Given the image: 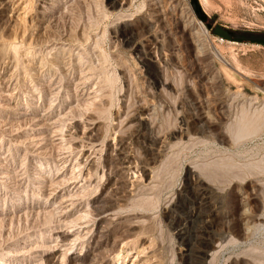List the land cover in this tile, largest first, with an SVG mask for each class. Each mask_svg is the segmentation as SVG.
<instances>
[{"label": "rangeland", "instance_id": "1", "mask_svg": "<svg viewBox=\"0 0 264 264\" xmlns=\"http://www.w3.org/2000/svg\"><path fill=\"white\" fill-rule=\"evenodd\" d=\"M77 1L80 2L78 3ZM119 1L121 0H11L9 6L4 8V5L7 4V0H0V5H2L0 6V56L4 57L3 59H0V70L2 69V71H0V146L2 148H0V252L2 253V255L0 253V264H46L44 260L42 261V263L41 261L37 262L36 260H34L37 258L33 257L30 254V248L32 246H36L34 245L36 243L37 245H39V242L43 237H45V239L46 237L53 239V229L56 224H58V213L56 212V210H50V212L47 211L45 214H43L42 211V213H40V215L38 216L36 214L34 215L32 212H30V210L39 211L40 208L52 209L53 207H55L54 205L57 206V204L54 203V205H52L51 203H44L47 200V198L45 197V191L48 187H50V184L53 183L56 177V172L60 168V161L58 160V156L61 153H63L61 157L68 155L63 147L54 144L50 139L61 138V136H63L65 144L67 146L71 143L69 146L75 147L76 144L74 141L81 138V136L79 135L81 134L79 127L81 124L84 125L86 123V120L88 119V117H90V115L98 117L100 121H102V124H104V130H106L108 135L111 136L117 129V127L114 128V124L118 122V118L116 117L117 110L119 108H123L125 102L134 104V101L135 103H140L143 101L142 103L150 104L148 105V107L150 108L149 111L151 118L155 121L156 124L155 129L156 131H160L165 142H167L168 145L167 151H165L166 155L164 156L162 162L158 163L155 166L156 169H154L155 172L153 174V180L150 183H141L138 190V192L141 191V193H137L135 201L133 202L135 204H133V206L130 208L131 211H136L139 209L140 211L143 210L144 212L148 209V212H145L147 216L143 218V223H141L140 225V227L142 228L139 229V232H142V234L144 232L143 235L145 236V238H147L146 245L149 243L152 245V248H154V250L152 249V253L154 254L150 253L151 255H147V257L145 256L147 258L146 261H142L139 264H151L153 260L155 261L153 262L155 264H160L161 261V264H208L207 262L209 260V256L206 253H209L213 246H210V243L208 244L205 239L201 240V238L199 237V231L204 228L203 222L198 215L197 209L200 196L196 192L192 191L193 189H191L190 186V179L194 177L193 171H191L190 166L195 163H200L207 169L216 170L215 174L217 176V182L221 183V191L215 193V195L212 196L213 198H211L212 200L214 199L213 208L216 209V211H218L217 213L222 216L220 225L216 228L217 230H214L216 238L214 239L213 243L222 241L224 243L226 242L228 237L236 238L237 240H239V242H242V239L239 236L242 232L241 230L244 229V224L240 219H238L239 217H237L239 216L238 213L240 212V209H242V206L240 205L239 196L237 195L238 193L235 189L239 188L242 185V180L245 179H250L253 182L256 179L261 182L262 185H264V43L254 42L251 40L240 41L221 37L213 32V28H210L207 25V21L202 20L199 14H207L209 16V21L224 26L232 33H264V0H180L179 6H190L192 11L194 12L196 20L200 22L206 30L207 35H205V45L207 44L206 47L211 50V53L208 56L201 57V59H196L192 55L186 54L188 51H191L193 47L189 40L185 38H182V40H180L181 36L179 34V30L182 27L183 22H181V24L179 25H174V22L172 21V34L169 36L168 34L163 35L160 30L161 28H163L161 25L164 26V22L153 17L152 21L150 17V11L148 10L150 6V0H127V2L124 4H120ZM161 1L167 6H172L171 4H175L174 0ZM123 5L125 7H123ZM67 12L69 13L68 15H66ZM122 13L124 16H130L124 17ZM63 14L65 17L63 16ZM12 18H14V20ZM6 19L8 20V23ZM48 22L49 24H51H46ZM43 25H45V27ZM4 26L7 29H3ZM150 26H152V28ZM42 28L45 30H43ZM62 31L65 34H63ZM71 32L74 33V37H72V39H68L67 37ZM76 33L77 35H75ZM177 34L179 37L177 36ZM80 35H82L84 39H86L82 40L83 37ZM155 36H158L161 39H164L165 37L164 40H161L163 41V46H160L158 44ZM58 37L60 38L58 39ZM79 37L81 39H79ZM54 38H56V40ZM46 40L49 43H47ZM27 41L28 44L26 43ZM34 41H36L37 43L35 44ZM178 41H182L180 42L181 44H179ZM52 42L54 45L52 44ZM17 44L18 49H16L15 52L9 51L12 48L14 50V45ZM9 45L12 46L10 47ZM98 46L100 47V49ZM159 47L162 48V50ZM2 49L4 51H2ZM214 51H217L218 54H215ZM3 52L7 53L4 54ZM35 52L37 53V55ZM9 53L12 54L10 55ZM15 53L16 56L14 55ZM46 53H48L49 55ZM5 55L7 58L9 57L8 60ZM19 55L21 56V58ZM58 57L59 60L57 59ZM13 58L16 59L13 60ZM82 58L84 60H82ZM13 61L15 64L12 63ZM14 66H16L15 69ZM37 66H41V69L37 68ZM51 66L53 67V69L50 68ZM163 68H166V72L168 71V79L171 80V82L175 85H173V88H168V90L167 88L164 89L163 86H161L159 83L161 79V70ZM85 71L87 73H85ZM99 74L101 75L98 76ZM101 76L102 79H100ZM1 77L2 80L4 78L5 79L2 81ZM87 77L89 78L87 79ZM79 80H81V82ZM124 83L127 84V86ZM56 86L60 87L57 88ZM94 88L95 90H97V96L94 100H92L91 98H89L86 91H90ZM52 92H55V94L52 95ZM77 92L79 94H77ZM100 92L104 95H101ZM203 95L207 96L213 105L211 111V116H213L212 118L215 117L214 119L219 121V113L222 114V112H225L229 114L228 119L223 120V129H225L227 134L225 133L224 135L219 136L213 134V132L211 131L196 132L193 130V125L196 123V117L194 116L196 115V111L199 109V104L197 103V101ZM102 96L105 97L103 98ZM123 98L125 99L122 100ZM140 98L142 99L140 100ZM89 101L92 102V104ZM166 101L168 104L166 103ZM2 103H4V105ZM191 103L194 105H192ZM83 105H85L84 109ZM66 109L68 112L66 111ZM78 110L81 112H79ZM83 110H86V112H84ZM218 110L221 111L219 112ZM97 112L100 114H97ZM214 113L218 115H215ZM31 115L35 117H32ZM17 119H24L26 121L23 122L24 120L20 121ZM11 120L14 121L11 122ZM64 120L67 122H65ZM4 121L7 122L6 125ZM42 121H46V123H43ZM54 121L57 122L55 123ZM8 122L10 123L8 124ZM14 122H17V124ZM71 122L76 124L77 126L70 129V125L72 124ZM228 123H231V125L232 123H236L243 127L244 130L242 132V138L236 140L234 143L231 142L232 138L228 130L226 129V126L229 125ZM18 127H20V129ZM178 127L180 129H183L185 131V134L181 135L180 137V134L178 133L177 135L171 136L170 138V132ZM215 127L218 128L220 126L218 123H216ZM46 130L48 132H46ZM141 131L142 133H140V135H131L129 131H126L128 136H130L131 138L129 151L131 149L132 151L130 152H133L136 155L138 154V156H142L144 160L151 162L150 155L146 151L145 146L149 145V142L151 143L152 147L157 146H155L154 144V146L152 145V142L149 140L148 133L145 129H142ZM144 132L145 134H143ZM28 134H30V137L33 136L34 140L33 138H31L30 140ZM37 134L38 136L40 134H45L46 136L40 135V139L37 137ZM55 134L58 135L56 136ZM67 136L69 137L68 141L66 140L68 139ZM27 137L29 138L28 141L27 139H25ZM46 137H49L48 140L51 144L49 142L47 143L48 140ZM22 138L24 139L21 140ZM73 139L74 141H72ZM86 139L87 138H84L83 140L86 141ZM16 140L17 142H19L16 143ZM38 140H43V148H38V145L36 144ZM31 143H33L34 145H32ZM142 146L144 147L142 148ZM45 147L48 148L46 149V151ZM55 147H57L58 149ZM32 148L34 150H32ZM50 148H52V152H50ZM40 150H42L43 153ZM62 151H64L65 153ZM46 152L48 154H46ZM53 152H56L55 157V154ZM100 152L97 154V167L91 171V175L93 177L96 176L97 179H99L98 176L100 177V172L103 167V153L102 151ZM44 153L45 155H43ZM98 163L100 166L98 165ZM4 164L5 166H8L6 167L7 169L5 168ZM20 165H22V167ZM43 165L44 167H42ZM11 167L14 171L11 169ZM54 167L56 168L54 169ZM67 168L68 167H66L67 175H70V169ZM30 170L33 172H31ZM4 173H6V175ZM7 175L9 176V178ZM10 180H12V182ZM33 182H35L36 184H34ZM15 183L17 184V186ZM64 184H62V187H64ZM16 190L17 192H15ZM86 192L87 194H89L88 189L86 190ZM170 197L174 198V200L176 201V203H174L173 205L174 216L170 218L171 220L166 219L162 214L164 205L166 204L167 200L170 199ZM262 197L261 203L263 201V207L260 210L261 215L264 213V194L262 195ZM14 200H16V202ZM141 202L143 205L141 204ZM2 204L4 205V207ZM145 205H147V207ZM205 206L206 207L202 209V212L204 213L208 212L209 210V207H207L209 205ZM251 207H253V203L246 204L245 206V208H250V210ZM21 210L23 211L21 212ZM231 210L232 212H230ZM227 211L230 212L232 216H225L228 215ZM7 213L9 214V218H11L12 222L10 219H7ZM31 213L32 215H30ZM150 213L153 214L151 215ZM21 214H23L24 216ZM16 215L18 218L16 217ZM262 217H264V214L262 215ZM2 218L4 221L2 220ZM17 219L19 220V223L17 222ZM164 219L166 220V222ZM28 220L30 221L29 223ZM5 221L7 222V224ZM257 225L255 227L256 233L249 237V239L247 240L248 242H243L239 245L237 244L228 246L226 247V249L224 248L223 251L225 254L220 259L218 264H224L225 259L229 255L238 254L246 251L247 249L251 250V252L253 251V254L255 256H259L260 262L263 261L264 218H261ZM46 227H49L51 230H48L49 228L46 229ZM36 229L39 231H37ZM6 233H8V235ZM31 237H33V239ZM6 238L8 240H6ZM142 246L143 245L138 247L139 250L142 249ZM19 251L20 253H17ZM136 251V249H133L129 252L130 254H128V256L126 257L125 264H129L133 261L136 262ZM147 251L148 249L146 250V254ZM25 252H28V255ZM15 258H17V260ZM120 262L118 264H120Z\"/></svg>", "mask_w": 264, "mask_h": 264}, {"label": "bare ground", "instance_id": "2", "mask_svg": "<svg viewBox=\"0 0 264 264\" xmlns=\"http://www.w3.org/2000/svg\"><path fill=\"white\" fill-rule=\"evenodd\" d=\"M3 1V0H2ZM14 1V0H13ZM96 1V0H95ZM172 1V0H170ZM175 4H171L172 6H167L165 5L161 0H150V6H149V13L150 17L152 19L155 18L157 20L163 21L164 26L161 25L163 28H161L160 32L165 35L172 34V21L174 22V25L176 24H181L183 22L182 27L179 30V34L182 38L187 39L191 42L192 45V50L188 51L186 54L187 55H192L196 59H201V57H205L210 55L211 50L208 49L205 45V35H207L205 28L201 25L200 22H198L195 18L194 12L192 11L190 6H179L180 0H174ZM59 2V1H58ZM78 2V1H77ZM80 2V1H79ZM78 2V3H79ZM120 4H124L127 2V0H121L119 1ZM168 2V1H167ZM6 3V2H5ZM11 3V0H7V4L4 5L5 7H8L9 4ZM47 3V2H46ZM49 3V2H48ZM54 3V2H53ZM66 3V1H65ZM15 4V3H14ZM19 4V3H17ZM170 4V3H169ZM41 5V4H40ZM46 5V4H45ZM44 5V6H45ZM53 5V4H52ZM51 5V6H52ZM59 5V4H58ZM116 5V4H115ZM2 6V5H0ZM14 6V5H13ZM17 6V5H16ZM26 6V5H25ZM56 6V5H55ZM72 6V5H70ZM120 6V5H119ZM58 7V6H57ZM75 7V6H74ZM123 7H125L123 5ZM10 8V7H9ZM12 8V7H11ZM77 8V7H76ZM115 8V7H114ZM148 8V7H147ZM14 9V8H13ZM42 9V8H41ZM71 9V8H69ZM9 10V9H8ZM63 10V9H62ZM66 10V9H64ZM74 10V9H73ZM13 11V10H12ZM16 11V10H15ZM41 11V10H40ZM44 11V10H43ZM51 11V10H50ZM56 11V10H55ZM71 11V10H70ZM48 12V11H47ZM69 12V11H68ZM66 13L68 15L69 13ZM72 12V11H71ZM51 13V12H50ZM148 13V12H147ZM9 14V13H8ZM12 14V13H10ZM46 14V13H45ZM52 14V13H51ZM55 14V12H54ZM61 14V13H60ZM145 14V12H144ZM14 15V14H13ZM121 15V14H120ZM123 15V13H122ZM6 16V15H5ZM12 16V15H11ZM15 16V15H14ZM42 16V15H41ZM52 16V15H51ZM59 16V15H58ZM64 16V14H63ZM71 16V15H70ZM124 16V15H123ZM122 16V17H123ZM125 16H130V15H125ZM124 16V17H125ZM17 17V16H16ZM54 17V16H53ZM52 17V18H53ZM65 17V16H64ZM141 17V16H140ZM149 17V16H147ZM45 18V17H44ZM127 18V17H126ZM143 18V17H142ZM14 20V18H12ZM11 19V20H12ZM51 19V18H50ZM58 19V18H57ZM118 19V18H117ZM121 19V18H120ZM7 20V19H6ZM38 20V19H37ZM47 20V19H46ZM138 20V19H137ZM156 20V21H157ZM50 21V20H49ZM128 21V19H127ZM140 21V20H139ZM142 21V20H141ZM150 21V20H149ZM153 21V19H152ZM52 22V21H51ZM161 22V23H163ZM6 23V21H5ZM8 23V20H7ZM10 23V22H9ZM15 23V22H14ZM45 23V22H44ZM12 24V23H11ZM37 24V23H36ZM46 24H49L46 23ZM51 24V23H50ZM49 24V25H50ZM5 25V24H4ZM8 25V24H7ZM53 25V24H52ZM135 25V24H134ZM142 25V24H141ZM3 26V25H2ZM45 27V25H43ZM70 26V25H69ZM79 26V25H78ZM82 26V25H81ZM133 26V25H132ZM157 26V25H156ZM159 26V25H158ZM9 27V26H8ZM15 27V26H14ZM85 27V25H84ZM83 27V28H84ZM152 28V26H150ZM154 27V26H153ZM5 26L3 27V29ZM37 28V27H36ZM40 28V27H39ZM47 28V25H46ZM49 28V27H48ZM82 28V29H83ZM158 28V27H157ZM7 29V28H5ZM43 29V28H42ZM75 29V28H74ZM79 29V27H78ZM155 29V28H154ZM177 29V28H176ZM39 30V29H38ZM45 30V29H43ZM42 30V31H43ZM50 30V29H49ZM61 30V29H60ZM71 30V29H69ZM68 30V31H69ZM47 31V30H46ZM64 31V30H63ZM62 31V33H63ZM67 31V30H66ZM159 31V30H158ZM74 32V31H73ZM135 32V31H134ZM139 32V31H138ZM142 32V31H141ZM147 32V31H146ZM17 33V32H16ZM37 33V32H36ZM45 33V32H44ZM47 33V32H46ZM54 33V32H53ZM61 33V31H60ZM78 33V32H77ZM77 33L75 35H77ZM117 33V32H116ZM133 33V32H132ZM140 33V32H139ZM158 33V32H157ZM177 33V32H176ZM65 34V33H63ZM153 34V33H151ZM67 35V34H66ZM83 35V34H82ZM80 35V36H82ZM155 35V34H154ZM14 36V35H13ZM55 36V35H54ZM53 36V37H54ZM68 36V35H67ZM97 36V35H96ZM100 36V35H99ZM167 36V35H166ZM178 36V34H177ZM36 37V36H35ZM74 37V33H70V35L67 37L68 39H72ZM76 37V36H75ZM83 37V36H82ZM175 37V35H174ZM179 37V36H178ZM48 38V37H47ZM57 38V37H56ZM56 38H54L56 40ZM60 37H58L59 39ZM102 38V37H101ZM153 38V36H152ZM158 44L160 46H163V41L164 39L159 38L158 36H155ZM163 38V37H162ZM169 38V37H168ZM1 39V37H0ZM9 39V38H8ZM32 39V38H31ZM36 39V38H34ZM33 39V40H34ZM50 39V38H49ZM66 39V38H65ZM79 39H81L79 37ZM86 39V38H85ZM84 37L82 40H85ZM97 39V37H96ZM38 40V39H36ZM67 40V39H66ZM81 40V41H82ZM98 40V39H97ZM10 41V40H9ZM47 41V40H46ZM58 41V40H57ZM71 41V40H70ZM87 41V40H86ZM85 41V42H86ZM154 41V40H153ZM177 41V40H176ZM7 42V41H6ZM25 42V41H24ZM35 44L37 43L34 41ZM44 42V41H43ZM42 42V43H43ZM74 42V39H73ZM84 42V41H83ZM99 42V40H98ZM179 42V41H178ZM182 42V41H180ZM179 42V44H181ZM28 44V41L26 42ZM41 43V44H42ZM46 43V42H45ZM47 43H49L47 41ZM78 43V42H77ZM207 43V42H206ZM44 44V43H43ZM53 44V42H52ZM83 44V43H82ZM87 44V43H86ZM95 44V43H94ZM178 44V43H177ZM26 45V44H25ZM34 45V44H33ZM54 45V44H53ZM60 45V44H59ZM62 45V44H61ZM64 45V44H63ZM69 45V44H68ZM67 45V46H68ZM79 45V44H78ZM85 45V44H84ZM97 45V44H96ZM7 46V45H6ZM10 47L12 45H9ZM8 46V47H9ZM18 44L14 45V50L13 48L9 51H16ZM37 46V45H36ZM45 46V45H44ZM57 46V44H56ZM88 46V45H87ZM95 46V45H94ZM154 46V45H153ZM178 46V45H177ZM182 46V45H181ZM185 46V45H184ZM7 47V48H8ZM53 47V46H52ZM90 47V46H89ZM99 47V46H98ZM180 47V45H179ZM3 48V47H2ZM39 48V47H38ZM57 48V47H56ZM69 48V47H68ZM83 48V47H82ZM154 48V47H153ZM160 48V47H159ZM4 49V48H3ZM2 49V51H4ZM20 49V48H19ZM35 49V48H34ZM40 49V48H39ZM38 49V50H39ZM48 49V48H47ZM64 49V48H63ZM70 49V48H69ZM87 49V48H86ZM92 49V47H91ZM100 49V47H99ZM162 50V48H160ZM66 50V49H65ZM77 50V49H76ZM85 50V49H84ZM89 50V49H88ZM96 50V49H95ZM6 51V50H5ZM8 51V50H7ZM21 51V50H20ZM52 51V50H51ZM69 51V50H67ZM1 52V50H0ZM29 52V51H28ZM31 52V51H30ZM57 52V50H56ZM65 52V51H64ZM71 52V51H70ZM152 52V51H151ZM217 52V51H216ZM215 54H218V52ZM4 53V52H3ZM5 52L4 54H6ZM36 53V52H35ZM49 53V51H48ZM46 53V54H48ZM68 53V52H67ZM76 53V52H75ZM80 53V52H79ZM88 53V52H86ZM149 53V52H148ZM1 54V53H0ZM10 55L12 53H9ZM20 54V53H19ZM29 54V53H27ZM53 54V53H52ZM78 54V53H77ZM99 54V53H98ZM103 54V51H102ZM3 55V54H2ZM16 56V53L14 54ZM34 55V54H33ZM37 55V53H36ZM49 55V54H48ZM81 55V54H79ZM20 56V55H19ZM43 56V53H42ZM63 56V55H62ZM70 56V55H69ZM75 56V55H74ZM86 56V55H85ZM99 56V55H98ZM101 56V55H100ZM6 57V55H5ZM46 57V56H44ZM57 57V55H56ZM65 57V56H64ZM77 57V56H76ZM91 57V55H90ZM4 57L0 56V59H3ZM7 58V57H6ZM9 58V57H8ZM7 58V60H8ZM21 58V56H20ZM38 58V57H37ZM51 58V57H50ZM54 58V57H53ZM71 58V57H70ZM75 58V57H74ZM98 58V57H96ZM16 59V58H15ZM13 58V60H15ZM47 59V58H46ZM59 60V57L57 58ZM100 59V57H99ZM195 59V60H196ZM205 59V58H204ZM44 60V59H43ZM42 60V61H43ZM69 60V59H68ZM73 60V59H72ZM82 60H84L82 58ZM81 60V61H82ZM86 60V59H85ZM17 61V60H16ZM21 61V60H20ZM35 61V60H34ZM41 61V62H42ZM46 61V60H45ZM62 61V60H61ZM75 61V60H74ZM73 61V62H74ZM87 61V60H86ZM107 61V60H106ZM181 61V60H180ZM2 62V61H1ZM53 62V61H52ZM91 62V61H90ZM198 62V61H197ZM208 62V61H207ZM214 62V61H213ZM14 63V61L12 62ZM44 63V62H43ZM49 63V62H48ZM63 63V62H62ZM77 63V62H76ZM81 63V62H80ZM88 63V62H87ZM94 63V61H93ZM4 64V63H3ZM15 64V63H14ZM17 64V63H16ZM59 64V63H57ZM75 64V63H74ZM79 64V63H78ZM84 64V62H83ZM162 64V63H161ZM167 64V63H166ZM20 65V64H19ZM41 65V64H40ZM46 65V64H45ZM55 65V64H54ZM53 65V66H54ZM68 65V64H67ZM90 65V64H89ZM95 65V63H94ZM204 65V64H203ZM1 66V65H0ZM71 66V65H70ZM97 66V65H96ZM164 66V65H163ZM198 66V65H197ZM16 66H14L15 69ZM41 67V66H40ZM37 66V68H40ZM59 67V66H57ZM72 67V66H71ZM78 67V66H77ZM92 67V66H90ZM169 67V66H168ZM50 68L53 69L51 66ZM65 68V66H64ZM67 68V67H66ZM89 68V67H87ZM95 68V67H94ZM167 68V67H166ZM166 68H163L161 70V79H160V85L163 86V88H173L175 85L171 82V80L168 79ZM18 69V68H17ZM16 69V70H17ZM36 69V68H35ZM41 69V68H40ZM63 69V68H62ZM91 69V68H90ZM93 69V68H92ZM98 69V68H96ZM39 70V69H38ZM103 70V69H102ZM2 71V69L0 70ZM60 71V70H59ZM66 71V70H65ZM74 71V70H73ZM18 72V71H17ZM16 73V72H15ZM84 73V72H83ZM85 73H87L85 71ZM99 73V72H97ZM103 73V72H102ZM126 73V72H124ZM130 73V72H129ZM132 73V72H131ZM207 73V72H206ZM35 74V73H33ZM32 74V75H33ZM43 74V73H42ZM48 74V73H47ZM60 74V73H59ZM58 74V75H59ZM105 74V73H104ZM56 75V74H55ZM62 75V74H61ZM66 75V74H65ZM99 74L98 76H100ZM123 75V74H122ZM203 75V74H202ZM13 76V75H11ZM17 76V75H16ZM80 76V74H79ZM90 76V75H89ZM95 76V75H94ZM208 76V75H207ZM18 77V76H17ZM66 77V76H65ZM124 77V76H123ZM40 78V77H39ZM52 78V77H51ZM62 78V76H61ZM86 78V77H85ZM89 77H87L88 79ZM91 78V77H90ZM100 78V77H99ZM208 78V77H207ZM206 78V79H207ZM5 79V78H4ZM3 79V80H4ZM49 79V78H48ZM54 79V78H53ZM102 79V76L101 78ZM2 80V77H1ZM2 80V81H3ZM36 80V79H35ZM43 80V79H42ZM57 80V79H56ZM66 80V79H65ZM94 80V79H93ZM92 80V81H93ZM127 80V79H125ZM215 80V79H214ZM213 80V81H214ZM9 81V80H8ZM68 81V80H67ZM78 81V80H77ZM81 82V80H79ZM85 81V80H84ZM100 81V80H99ZM133 81V80H132ZM10 82V81H9ZM17 82V81H16ZM19 82V81H18ZM40 82V81H39ZM44 82V81H43ZM50 82V81H49ZM62 82V81H61ZM79 82V83H80ZM97 82V81H96ZM137 82V81H136ZM143 82V81H142ZM147 82V81H146ZM51 83V82H50ZM60 83V82H59ZM75 83V82H74ZM73 83V84H74ZM36 84V83H35ZM48 84V83H47ZM103 84V83H102ZM112 84V83H111ZM125 84V83H124ZM135 84V83H134ZM13 85V84H12ZM19 85V84H18ZM46 85V84H45ZM62 85V84H60ZM98 85V84H97ZM127 86V84H125ZM138 85V84H137ZM136 85V86H137ZM174 85V86H173ZM4 86V85H3ZM69 86V85H68ZM76 86V85H75ZM103 86V85H102ZM122 86V85H121ZM149 86V85H148ZM57 87V86H56ZM60 87V86H59ZM57 87V88H59ZM96 87V86H94ZM9 88V87H8ZM47 88V87H46ZM71 88V87H70ZM104 88V87H102ZM101 88V89H102ZM122 88V87H121ZM139 88V86H138ZM162 88V87H161ZM160 88V89H161ZM180 88V87H179ZM6 89V87H5ZM15 89V88H14ZM40 89V88H39ZM53 89V88H52ZM74 89V88H73ZM80 89V88H79ZM100 89V88H99ZM125 89V88H124ZM45 90V89H44ZM61 90V89H59ZM67 90V89H66ZM85 90V88H84ZM90 90V89H89ZM7 91V89H6ZM51 91V90H50ZM56 91V90H55ZM58 91V90H57ZM68 91V90H67ZM96 91L95 88L86 91L88 94L89 98L94 100L96 98ZM99 91V90H98ZM122 91V90H121ZM136 91V90H135ZM181 91V90H180ZM12 92V91H11ZM33 92V91H32ZM49 92V91H48ZM85 92V91H84ZM127 92V91H126ZM34 93V92H33ZM50 93V92H49ZM72 93V92H71ZM99 93V92H98ZM97 93V94H98ZM165 93V92H164ZM163 93V94H164ZM206 93V92H205ZM55 94V92H52V95ZM57 94V92H56ZM75 94V93H74ZM77 94H79L77 92ZM101 94V92H100ZM103 94V93H102ZM101 94V95H102ZM121 94V93H120ZM144 94V93H143ZM7 95V93H6ZM81 95V94H80ZM99 95V94H98ZM104 95V94H103ZM138 95V94H137ZM160 95V93H159ZM13 96V95H12ZM150 96V95H149ZM152 96V95H151ZM199 96V94H198ZM49 97V96H48ZM53 97V96H52ZM51 97V98H52ZM76 97V96H75ZM87 97V96H86ZM103 98L105 96H102ZM101 97V98H102ZM124 97V95H123ZM9 98V97H8ZM80 98V96H79ZM98 98V97H97ZM111 98V97H110ZM122 98V97H121ZM130 98V97H129ZM152 98V97H151ZM198 98V97H197ZM10 99V98H9ZM16 99V98H15ZM53 99V98H52ZM62 99V97H61ZM100 99V97H99ZM123 98L122 100H124ZM142 98H140L141 100ZM8 100V99H7ZM67 100V99H66ZM72 100V99H71ZM82 100V99H81ZM102 100V99H101ZM133 100V99H132ZM53 101V100H51ZM87 101V100H86ZM151 101V100H150ZM47 102V101H46ZM83 102V101H82ZM90 102V101H89ZM98 102V101H97ZM101 102V101H100ZM119 102V100H118ZM143 102V101H142ZM135 103L130 104V102H125L123 108H119L117 110L116 117L118 118V122L114 124V128L117 127V129L114 131L113 135L109 136L106 130H104V124H102V121L98 117L90 115L88 119L86 120V123L84 125H80V132L79 134L81 138L76 141L74 139L72 141L75 142L76 146H68L65 144L64 137L61 136V138H51L50 140L56 144L60 145L61 147L64 148L66 153L68 155L63 156V153H61L58 156V160L60 161V168L56 172V177L53 181L52 184H50V187H48L45 191V197L47 200L44 202L46 203H51L55 207L52 209H43V208H38L39 211H31L34 215H40V213L45 214L47 211L50 212V210H56L58 213V224L53 229V239L52 238H47L45 237L42 238V240L39 242V245L34 244L36 246H32L30 248V254L37 258L34 259L37 262L44 260L46 264H113L116 263L118 264H125L126 262V257L129 252L133 249H136L135 253V261L129 263V264H139L142 261H146L147 255H151L152 245L147 243V238L142 234V232H139L142 227H140L141 223H143V218L146 217V211L144 212L143 210L140 211L136 206L138 210L136 211H131L130 208L133 206V203L135 201V198L137 196V193H141V191L138 192L139 187L141 183L143 182H148L150 183L153 180V174L155 172L154 169L155 166L158 163H161L165 154V151H167V142H165L163 135L160 133V131H156V124L155 121L151 118L149 107L147 103ZM8 103V102H7ZM43 103V102H42ZM67 103V102H66ZM92 104V102H90ZM153 103V102H152ZM151 103V104H152ZM167 103V101H166ZM197 103L199 104L198 107L199 109L196 111V123L193 125V130L196 132H205V131H211L213 134L216 135H224L227 132L225 129H223V120L228 119L229 114L222 112L219 113L220 116H216L219 118V121L216 119L212 118L211 116V111L213 108L212 103L210 102L209 98L207 96H201ZM218 103V102H217ZM4 105V103H2ZM49 104V103H48ZM64 104V103H63ZM62 104V105H63ZM100 104V103H99ZM112 104V103H111ZM168 104V103H167ZM166 104V105H167ZM192 104V103H191ZM11 105V104H10ZM37 105V104H36ZM35 105V106H36ZM57 105V104H56ZM90 105V104H87ZM98 105V104H96ZM156 105V104H155ZM194 105V104H192ZM191 105V106H192ZM34 106V105H33ZM66 106V105H65ZM68 106V105H67ZM83 105V109H84ZM223 106V105H222ZM45 107V106H44ZM48 107V105H47ZM46 107V108H47ZM71 107V106H69ZM68 107V108H69ZM8 108V107H7ZM15 108V106H14ZM221 108V107H220ZM228 108V107H227ZM230 108V107H229ZM18 109V108H17ZM35 109V108H33ZM44 109V108H43ZM42 109V110H43ZM64 109V108H63ZM75 109V108H74ZM81 109V108H80ZM109 109V108H108ZM154 109V108H153ZM216 109V108H215ZM3 110V109H2ZM16 110V108H15ZM49 110V108H48ZM72 110V109H71ZM76 110V109H75ZM90 110V109H89ZM193 110V109H192ZM222 110V109H221ZM220 110V111H221ZM228 110V109H227ZM19 111V110H18ZM24 111V110H23ZM47 111V110H46ZM52 111V110H51ZM67 111V109H66ZM79 111V110H78ZM84 111V110H83ZM195 111V110H194ZM193 111V112H194ZM215 111V110H214ZM213 111V112H214ZM219 111V110H218ZM219 111V112H220ZM9 112V111H8ZM32 112V111H31ZM68 112V111H67ZM70 112V111H69ZM76 112V111H75ZM81 112V111H79ZM86 112V110L84 111ZM95 112V111H94ZM109 112V111H108ZM255 112V111H254ZM18 113V112H17ZM22 113V112H21ZM60 113V112H59ZM72 113V112H71ZM89 113V112H88ZM152 113V111H151ZM244 113V112H243ZM257 113V112H256ZM27 114V113H26ZM35 114V113H34ZM48 114V113H47ZM46 114V115H47ZM53 114V113H52ZM67 114V113H66ZM74 114V112H73ZM77 114V113H76ZM85 114V113H84ZM83 114V115H84ZM96 114V113H95ZM97 114H100L97 112ZM104 114V113H103ZM215 114V113H214ZM8 115V114H7ZM54 115V114H53ZM57 115V114H56ZM62 115V114H61ZM72 115V114H71ZM213 115V114H212ZM218 115V114H215ZM214 115V116H215ZM5 116V115H4ZM32 116V115H31ZM67 116V115H66ZM102 116V115H101ZM104 116V115H103ZM243 116V115H242ZM259 116V115H258ZM30 117V116H29ZM35 117V116H32ZM41 117V116H39ZM61 117V116H60ZM69 117V116H68ZM78 117V116H77ZM18 118V117H17ZM25 118V117H24ZM56 118V117H55ZM65 118V117H64ZM71 118V117H70ZM76 118V117H75ZM81 118V117H80ZM27 119V118H26ZM29 119V118H28ZM32 119V118H30ZM38 119V117H37ZM45 119V118H44ZM43 119V120H44ZM47 119V118H46ZM63 119V118H61ZM79 119V118H77ZM83 119V118H82ZM86 119V118H85ZM103 119V118H102ZM156 119V118H155ZM159 119V118H158ZM188 119V118H187ZM241 119V118H240ZM5 120V118H4ZM7 120V119H6ZM20 120V119H17ZM24 120V119H22ZM20 120V121H22ZM41 120V119H39ZM38 120V121H39ZM54 120V119H53ZM52 120V121H53ZM114 120V119H113ZM14 121V120H13ZM11 120V122H13ZM19 121V122H20ZM24 120L23 122H25ZM28 121V120H27ZM65 121V120H64ZM238 121V120H237ZM245 121V120H244ZM3 122V121H2ZM5 122V121H4ZM18 122V123H19ZM43 123L46 121H42ZM55 122V121H54ZM57 122V121H56ZM55 122V123H56ZM60 122V121H59ZM67 122V121H65ZM69 122V121H68ZM73 122V121H72ZM71 122V123H72ZM85 122V121H84ZM109 122V121H108ZM188 122V121H187ZM7 122H5L6 125ZM10 122H8L9 124ZM17 124V122H14ZM31 123V121H30ZM41 123V122H40ZM49 123V122H48ZM52 123V122H51ZM110 123V122H109ZM112 123V122H111ZM218 123L220 127H215V124ZM1 124V123H0ZM3 124V123H2ZM12 124V123H11ZM37 124V123H36ZM53 124V123H52ZM59 124V123H58ZM63 124V123H62ZM113 124V123H112ZM229 124V123H228ZM21 125V123H20ZM23 125V124H22ZM27 125V123H26ZM42 125V124H41ZM48 125V124H46ZM106 125V124H105ZM191 125V124H190ZM4 126V124H3ZM19 126V125H18ZM43 126V125H42ZM69 126V125H68ZM67 126V127H68ZM77 126L76 124L72 123L70 125V129L72 127ZM179 126V125H178ZM183 126V125H182ZM2 127V126H1ZM5 127V126H4ZM7 127V126H6ZM12 127V126H11ZM25 127V126H24ZM38 127V126H37ZM51 127V126H48ZM108 127V126H107ZM113 127V126H112ZM192 127V126H191ZM216 129H214V128ZM249 127V126H248ZM258 127V126H257ZM15 128V127H14ZM20 129V127H18ZM46 128V127H45ZM58 128V127H57ZM77 128V127H76ZM190 128V127H189ZM245 128V127H244ZM263 128V127H262ZM17 129V130H19ZM52 129V128H50ZM56 129V127H55ZM62 129V128H61ZM142 129H145L148 133L149 140L152 142V145L154 144L157 147H152L151 143L149 142V145L145 146L146 151L150 155V160L151 162H148L143 159L142 156H138V154H134L130 149L129 151V144H130V136L126 133V131H129L131 135H140L142 133ZM226 129L228 130L230 136H231V142L234 143L236 140H239L242 138V132L243 127H241L238 124H233L231 123L226 126ZM8 130V129H7ZM110 130V129H109ZM10 131V130H9ZM13 131V129H12ZM23 131V130H22ZM55 131V130H54ZM72 131V130H71ZM165 131V130H164ZM16 132V131H15ZM46 132H48L46 130ZM63 132V131H62ZM168 132V131H167ZM191 132V131H190ZM12 133V132H11ZM18 133V132H17ZM29 133V132H28ZM56 133V132H55ZM60 133V132H59ZM70 133V132H69ZM68 133V134H69ZM73 133V132H72ZM110 133V132H109ZM184 135L185 131L183 129L175 128L170 132V138L171 136H175L177 134ZM2 134V133H1ZM47 134V133H46ZM64 134V133H63ZM145 134V132L143 133ZM193 134V133H192ZM197 134V133H196ZM195 134V135H196ZM18 135V134H17ZM42 135V134H40ZM40 135L37 137L40 138ZM45 135V134H44ZM42 135V136H44ZM52 135V134H51ZM56 135V134H55ZM58 135V134H57ZM56 135V136H57ZM61 135V134H60ZM67 135V134H66ZM189 135V134H188ZM194 135V134H193ZM198 135V134H197ZM207 135V133H206ZM12 136V135H10ZM30 137V134H28ZM36 136V135H35ZM46 136V135H45ZM49 136V135H48ZM55 136V137H56ZM72 136V135H71ZM169 136V135H167ZM203 136V135H202ZM229 136V135H228ZM229 136V137H230ZM19 137V136H18ZM22 137V136H21ZM68 137V136H67ZM140 137V136H139ZM144 137V136H143ZM189 137V136H187ZM5 138V137H4ZM10 138V137H9ZM12 138V137H11ZM32 137H30L31 140ZM47 140L49 137H46ZM84 138H87L86 141L83 140ZM177 138V136H176ZM193 138V137H192ZM211 138V136H210ZM214 138V137H213ZM17 139V138H16ZM22 138L21 140H23ZM28 141V137L25 138ZM41 139V138H40ZM173 139V138H172ZM182 139V138H181ZM184 139V137H183ZM191 139V138H190ZM225 139V138H224ZM5 140V139H4ZM15 140V139H14ZM19 140V139H18ZM34 140V138H33ZM45 140V139H44ZM67 141L69 140L66 139ZM230 140V139H228ZM233 140V141H232ZM26 141V140H25ZM143 141V140H142ZM141 141V142H142ZM167 141V139H166ZM183 141V140H182ZM223 141V140H222ZM1 142V140H0ZM13 142V141H12ZM19 142V141H18ZM16 140V143H18ZM23 142V141H22ZM32 142V141H31ZM49 140L47 141V143ZM177 142V141H176ZM227 142V141H226ZM24 143V142H23ZM30 143V142H29ZM35 143V142H34ZM43 140H38L37 145L38 148H43ZM50 143V142H49ZM143 143V142H142ZM27 144V143H26ZM34 145L33 143H31ZM35 144V145H36ZM51 144V143H50ZM134 144V143H133ZM180 144V143H179ZM190 144V143H189ZM11 145V144H10ZM21 145V144H20ZM25 145V144H24ZM30 145V144H28ZM31 145V147H32ZM73 145V144H72ZM131 145V144H130ZM153 145V146H154ZM19 146V145H18ZM51 146V145H50ZM176 146V145H175ZM190 146V145H189ZM187 146V147H189ZM26 147V146H25ZM48 147V146H47ZM72 147V148H71ZM144 146H142L143 148ZM174 147V146H172ZM171 147V148H172ZM179 147V146H178ZM181 147V146H180ZM185 147V146H184ZM1 148V146H0ZM54 148V146H53ZM57 148V147H55ZM59 148V146H58ZM57 148V149H58ZM2 149V148H1ZM27 149V148H26ZM29 149V148H28ZM37 149V148H36ZM45 147V151H46ZM52 152V148H50ZM185 149V148H184ZM10 150V149H9ZM32 150H34L32 148ZM44 150V149H42ZM42 150H40L42 152ZM61 150V149H60ZM48 151V150H47ZM54 151V149H53ZM102 151L103 153V167L101 169V175L100 177L98 176L97 179L96 176L93 177L91 174V171L97 167V154ZM24 152V151H23ZM28 152V151H27ZM26 152V153H27ZM39 152V151H38ZM49 152V154H50ZM64 152V151H62ZM11 153V152H10ZM40 153V152H39ZM43 153V152H42ZM54 154L56 152H53ZM59 153V152H57ZM65 153V152H64ZM180 153V152H179ZM8 154V153H7ZM25 154V153H24ZM31 154V153H30ZM35 154V151H34ZM41 154V153H40ZM46 154H48L46 152ZM101 154V152H100ZM6 155V154H5ZM45 155V153L43 154ZM42 155V156H43ZM77 155V156H75ZM144 155V154H143ZM148 155V156H149ZM41 156V157H42ZM51 156V155H50ZM56 154L54 155V157ZM6 157V156H4ZM28 157V156H27ZM30 157V156H29ZM34 157V156H33ZM44 157V156H43ZM46 157V156H45ZM172 157V156H171ZM3 158V157H2ZM53 158V157H50ZM170 158V157H169ZM218 158V157H217ZM17 159V158H16ZM73 159V160H71ZM53 160V159H52ZM50 160V161H52ZM57 160V159H56ZM101 160V159H100ZM215 160V158H214ZM220 160V159H219ZM14 161V160H13ZM54 161V160H53ZM24 162V161H23ZM35 162V161H34ZM165 162V161H164ZM210 162V161H209ZM5 163V162H4ZM10 163V162H9ZM25 163V162H24ZM29 163V162H28ZM53 163V162H52ZM51 163V164H52ZM168 163V162H167ZM56 164V163H55ZM25 165V164H24ZM99 165V163H98ZM216 165V164H215ZM5 166V164H4ZM12 166V164H11ZM22 167V165H20ZM36 166V165H35ZM47 166V165H46ZM56 166V165H55ZM58 166V165H57ZM100 166V165H99ZM8 166H5V168ZM10 167V165H9ZM34 167V166H33ZM44 167V165L42 166ZM66 167L70 169L69 173L70 175H67V170ZM50 168V167H49ZM56 167H54L55 169ZM67 168V169H68ZM7 169V168H6ZM13 170V168L11 167ZM20 169V168H19ZM33 169V168H32ZM35 169V167H34ZM58 169V168H57ZM191 171H193V176L190 179V186L192 191L196 192L200 196V200L198 202V215L201 218V221L203 222V229L199 231V237L201 240H206L208 244L210 243V246H213L212 249L209 251L208 254L209 260L208 264H218L220 259L224 256V248L228 246H233V245H239L240 243L243 242H248L247 240L249 237L253 234L256 233V225L258 222L261 220L262 214L260 210L263 207V201L261 203V197L264 194V185L261 184L258 180H254V182L250 179H245L242 180V185L239 188H236L235 190L237 191V195L239 196L240 200V205L242 206V209H240V212L238 213L239 217L238 219L241 220V222L244 224V229L241 230L240 238L242 239V242H239L236 238L233 237H228L226 242H217L213 243L214 239L216 238L214 230L220 225V220L222 216L217 213L216 209L213 208L214 202L211 198L212 196L215 195V193L221 191V183L217 182V176L215 174L216 170L212 169H207L203 167L202 164H192L190 166ZM221 169V168H220ZM9 170V169H8ZM25 170V169H23ZM27 170V169H26ZM36 170V169H35ZM160 170V169H159ZM11 171V170H10ZM14 171V170H13ZM16 171V170H15ZM20 171V170H19ZM31 171V170H30ZM157 171V170H156ZM2 172V171H1ZM25 172V171H24ZM23 172V173H24ZM33 172V171H31ZM44 172V171H43ZM53 172V171H52ZM96 172V171H94ZM162 172V171H161ZM13 173V172H12ZM38 173V172H37ZM50 173V172H49ZM235 173V172H234ZM6 175V173H4ZM31 174V173H30ZM218 174V173H217ZM222 174V173H220ZM12 175V174H11ZM10 175V176H11ZM21 175V174H20ZM19 175V176H20ZM24 175V174H23ZM35 175V174H33ZM91 175V176H90ZM8 176V175H7ZM14 176V175H13ZM49 176V175H48ZM52 176V175H51ZM25 177V176H23ZM38 177V176H36ZM2 178V177H1ZM9 178V176H8ZM43 178V177H42ZM158 178V177H157ZM235 178V177H234ZM18 179V177H17ZM22 179V178H21ZM31 179V178H30ZM35 179V178H34ZM38 179V178H37ZM36 179V180H37ZM44 179V178H43ZM222 179V178H221ZM3 180V179H2ZM9 180V179H8ZM227 180V179H226ZM4 181V180H3ZM12 182V180H10ZM21 181V180H20ZM46 181V180H45ZM50 181V180H49ZM5 182V181H4ZM8 182V181H7ZM15 182V181H14ZM38 182V181H37ZM6 183V182H5ZM9 183V182H8ZM36 184L35 182H33ZM65 183V184H64ZM16 184V183H15ZM22 184V183H21ZM32 184V183H31ZM39 184V183H38ZM41 184V183H40ZM45 184V183H44ZM43 184V185H44ZM62 184H64V187H62ZM11 185V184H10ZM49 185V184H48ZM66 185V186H65ZM154 185V184H153ZM15 186V185H14ZM17 186V184H16ZM1 187V186H0ZM34 187V186H33ZM40 187V186H39ZM42 187V185H41ZM144 187V186H143ZM8 188V187H7ZM10 188V187H9ZM15 188V187H14ZM19 188V186H18ZM46 188V187H45ZM21 189V188H20ZM88 189V193L86 190ZM95 189V190H94ZM14 190V189H13ZM18 190V189H17ZM17 190L15 192H17ZM34 190V189H33ZM38 190V189H37ZM45 190V189H44ZM43 190V192H44ZM147 190V189H146ZM24 191V190H23ZM32 191V190H31ZM40 192V190H39ZM150 192V191H149ZM22 193V192H21ZM42 193V191H41ZM221 193V192H220ZM7 194V193H6ZM13 194V193H12ZM32 194V192H31ZM34 194V193H33ZM38 194V193H36ZM35 194V195H36ZM88 196H87V195ZM29 195V194H28ZM174 195V194H173ZM180 195V194H179ZM23 196V195H22ZM139 196V195H138ZM3 197V196H2ZM14 197V196H13ZM29 197V196H28ZM38 197V196H37ZM86 197V198H84ZM220 197V196H219ZM222 197V196H221ZM10 198V197H9ZM40 198V197H39ZM263 198V197H262ZM21 199V198H20ZM28 199V198H27ZM139 199V198H138ZM142 200V199H141ZM16 202V200H14ZM26 201V200H25ZM39 201V200H38ZM37 201V202H38ZM6 202V201H5ZM31 202V201H30ZM33 202V200H32ZM36 202V201H35ZM42 202V201H41ZM1 203V202H0ZM10 203V202H9ZM20 203V202H18ZM25 203V202H24ZM54 203V204H53ZM144 203V201H143ZM176 203L174 198L170 197L169 200H167L166 204L164 205V209L162 210V214L166 219L171 220L174 216V208L173 205ZM253 203V207L247 209L245 208L246 204ZM43 204V203H42ZM44 204V205H45ZM137 204V203H136ZM142 204V202H141ZM3 205V204H2ZM12 205V204H11ZM23 205V204H22ZM26 205V204H25ZM143 205V204H142ZM148 205V204H147ZM147 205H145L147 207ZM205 205H209L208 212L204 213L202 212V209L206 207ZM21 206V205H20ZM24 206V205H23ZM4 207V205H3ZM19 207V206H18ZM149 207V206H148ZM10 208V207H9ZM12 208V207H11ZM22 208V207H21ZM145 209V208H143ZM218 209V208H217ZM228 209V208H227ZM23 210H21L22 212ZM151 211V210H150ZM159 211V210H158ZM4 212V211H3ZM8 212V211H7ZM17 212V211H16ZM148 212V211H147ZM224 212V211H223ZM226 212V211H225ZM228 212V211H227ZM232 212V210L230 211ZM228 212V215L225 216H232ZM27 213V212H25ZM32 213L30 215H32ZM54 213V212H53ZM221 213V212H220ZM8 214V213H7ZM151 214V213H150ZM153 214V213H152ZM151 214V215H152ZM18 215V214H17ZM16 215V217H17ZM23 215V214H21ZM55 215V214H54ZM156 215V214H155ZM237 215V214H236ZM4 216V215H3ZM13 216V215H12ZM19 216V215H18ZM24 216V215H23ZM2 217V216H1ZM8 214V218H9ZM15 217V216H14ZM34 217V216H33ZM37 217V216H36ZM43 217V216H42ZM234 217V216H233ZM236 217V216H235ZM18 218V217H17ZM20 218V217H19ZM26 218V216H25ZM41 218V216H40ZM5 219V217H4ZM22 219V217H21ZM32 219V218H31ZM35 219V218H34ZM55 219V217H54ZM3 220V218H2ZM1 220V221H2ZM9 220V224H10ZM18 220V219H17ZM26 220V219H25ZM36 220V219H35ZM38 220V219H37ZM165 220V219H164ZM168 220V221H169ZM228 220V219H224ZM230 220V219H229ZM4 221V220H3ZM7 221V220H6ZM5 221V222H6ZM16 221V219H15ZM55 221V220H53ZM56 221V222H57ZM222 221V220H221ZM237 221V219H236ZM12 222V220H11ZM19 223V220L17 221ZM30 221L28 220V223ZM55 222V223H56ZM166 222V220H165ZM172 222V221H171ZM230 222V221H229ZM16 223V222H15ZM32 223V221H31ZM37 223V222H36ZM226 223V221H225ZM7 224V222H6ZM14 224V221H13ZM34 224V222H33ZM32 224V225H33ZM42 224V222H41ZM261 224V223H259ZM51 225V223H50ZM233 225V224H232ZM31 226V224H30ZM36 226V225H35ZM258 226V225H257ZM40 227V226H39ZM202 227V226H201ZM225 227V226H224ZM49 228V227H48ZM46 227V229H48ZM184 228V227H183ZM148 229V227H147ZM181 229V228H180ZM29 230V229H28ZM37 230V229H36ZM40 230V228H39ZM37 230V231H39ZM48 230H51L50 228ZM153 230V229H152ZM217 230V229H216ZM148 231V230H146ZM145 231V233H146ZM198 231V230H197ZM119 233V234H118ZM148 233V232H147ZM8 235V233H6ZM5 234V235H6ZM10 234V233H9ZM21 234V233H20ZM26 234V233H25ZM29 234V233H28ZM34 234V233H33ZM47 234V232H46ZM11 235V234H10ZM44 235V232H43ZM159 235V234H158ZM14 236V235H13ZM19 236V235H18ZM48 236V235H47ZM50 236V235H49ZM10 237V236H9ZM16 237V236H15ZM38 237V236H37ZM196 237V236H194ZM33 239V237H31ZM12 239V236H11ZM25 239V238H24ZM6 240H8L6 238ZM5 240V241H6ZM149 240V239H148ZM11 241V240H10ZM14 243V242H13ZM33 243V242H32ZM154 243V242H152ZM206 243V242H205ZM21 244V243H20ZM157 244V243H156ZM17 245V244H16ZM24 245V243H23ZM142 246V249L139 250L138 247ZM11 246V245H10ZM14 246V245H13ZM27 246V245H26ZM200 246V245H199ZM3 247V246H2ZM1 247V248H2ZM12 247V246H11ZM30 247V246H28ZM125 247V248H124ZM206 247V246H205ZM27 248V247H26ZM25 248V250H26ZM22 249V248H21ZM20 249V250H21ZM147 254H146V250ZM159 250V249H158ZM229 250V249H228ZM11 251V250H10ZM135 251V250H134ZM156 251V250H155ZM205 251V250H204ZM12 252V251H11ZM16 252V251H14ZM23 252V251H21ZM1 253V252H0ZM17 253H20L17 252ZM16 253V255H17ZM26 253V252H25ZM28 253V252H27ZM26 253V254H27ZM145 253V254H143ZM158 253V252H157ZM254 252L251 250H246L238 254L234 255H229L226 259L224 264H264V260L260 262V257L255 256L253 254ZM15 254V253H14ZM126 254V255H125ZM132 254V253H131ZM154 254V253H152ZM2 255V253H1ZM28 255V254H27ZM30 255V256H31ZM7 256V254H6ZM131 256V255H130ZM133 256V255H132ZM146 256V257H145ZM155 256V255H154ZM19 257V256H18ZM27 257V256H26ZM145 257V258H143ZM32 258V257H30ZM162 258V257H161ZM160 258V259H161ZM263 258V257H261ZM17 260V258H15ZM19 259V258H18ZM132 259V258H131ZM149 259V258H148ZM2 260V259H1ZM23 260V259H22ZM31 260V259H30ZM158 260V259H157ZM138 261V262H137ZM23 262V261H21ZM43 262V263H44ZM128 262V261H127ZM150 262V260H149ZM153 262H155L153 260ZM152 262V263H153ZM160 262V261H159ZM162 262V261H161ZM160 262V264H161ZM1 263V262H0ZM151 263V264H152ZM35 264V263H34ZM38 264V263H37ZM144 264V263H143ZM150 264V263H149ZM155 264V263H153ZM159 264V263H157ZM165 264V263H164Z\"/></svg>", "mask_w": 264, "mask_h": 264}, {"label": "water", "instance_id": "3", "mask_svg": "<svg viewBox=\"0 0 264 264\" xmlns=\"http://www.w3.org/2000/svg\"><path fill=\"white\" fill-rule=\"evenodd\" d=\"M200 18L204 21H207V25L210 28H213V32L216 33L217 35L227 38V39H234V40H251L254 42H262L264 43V33H246V32H241V33H232L229 31L227 28L220 24L213 23L209 21V16L205 13L199 14Z\"/></svg>", "mask_w": 264, "mask_h": 264}]
</instances>
